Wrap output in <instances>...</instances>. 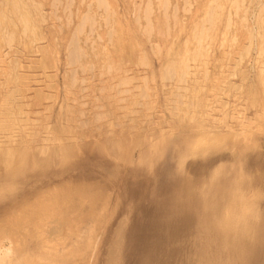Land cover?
<instances>
[{"label": "rangeland", "instance_id": "1", "mask_svg": "<svg viewBox=\"0 0 264 264\" xmlns=\"http://www.w3.org/2000/svg\"><path fill=\"white\" fill-rule=\"evenodd\" d=\"M104 1L100 8L94 0H22L38 28L27 50L10 0H0L4 33L13 34L0 51V69L12 64L8 76L0 75V120L15 130L17 148L66 155L48 166L29 154L17 170L2 166L0 214L5 201L30 196L55 176L87 177L110 193L106 246L123 243L126 263L135 264L168 201L184 197L189 221L178 220L177 231L187 226L192 237L183 231L173 241L207 245L203 253L191 250L192 264L211 253L218 260L223 244L246 243L251 219L264 222L258 0L242 7L245 23L237 13L229 17L235 0ZM39 50L50 53L52 70ZM25 60L45 82L41 104L17 91Z\"/></svg>", "mask_w": 264, "mask_h": 264}, {"label": "bare ground", "instance_id": "2", "mask_svg": "<svg viewBox=\"0 0 264 264\" xmlns=\"http://www.w3.org/2000/svg\"><path fill=\"white\" fill-rule=\"evenodd\" d=\"M255 1L253 2L255 3ZM94 2L100 8L105 6L104 0H94ZM234 2L231 4L230 14L232 15L229 16L230 19H234L235 13H237V18H241L242 23H245L247 19L243 17L245 9L243 10L242 7H246L249 0H235ZM24 3L22 0H10L9 4L14 19L20 25L24 46L30 50L32 39L38 35V28L31 22L29 6ZM256 5L258 13L256 15L258 17L260 15V20L257 21L256 18V21L258 28H261V20H264L262 17L264 0H258ZM243 11L244 13H242ZM1 13L0 24H3L6 18ZM204 17L209 21L213 14H206ZM89 20L87 21L92 23V19ZM89 22L87 23L90 24ZM2 24L0 25V51L4 43L8 44L13 40L12 32L4 33ZM120 50V54L124 57L125 47H121ZM246 50L243 49V52H247ZM39 52L42 55V65L52 70L54 62L50 53L44 50H39ZM3 62L4 60L0 59V63ZM2 66L4 67L2 70L0 69L2 71H0V75L8 76L12 70V64H2ZM180 66L182 69L184 68L183 70L186 69L185 59L181 60ZM22 68L16 78L20 98L24 100L31 98L33 104H41L47 98L44 91L45 82H43L42 77L38 76V72L31 70L34 67L29 65L27 60L23 63ZM49 87L57 90L56 82L53 81ZM1 113L0 117H2ZM14 133L15 130L8 122L0 120V168L4 166L5 169L17 170L28 154L33 158L34 163L43 166L58 161L57 155L61 159L66 157L65 152L62 151L57 154L54 150L41 148H37L33 152L21 147L17 148L15 146L17 138ZM7 142L11 146L6 145ZM77 177L55 176L32 190L30 196L26 195L27 197L24 196L25 198H18V200L13 198V200L5 201L7 204L2 207L3 210L1 208L3 214H0L2 215L0 219V264H128L124 256L126 248L124 249L123 243L106 246V234L112 216L111 197L108 189L103 184L102 186L87 177V179ZM239 197L240 201L236 196L239 206L245 205L246 207V203H243L244 205L241 203L243 195ZM233 200L235 199L233 198ZM237 200L236 205L238 204ZM246 202L248 203V201ZM210 207L208 206V208ZM190 208L191 206L189 207V203H186L184 197L179 200L168 201L166 208L168 210L160 217L157 224L158 228L154 230L147 244L141 246V256L139 255L134 263L192 264L191 252L197 249L198 252L203 253L207 245L205 244L204 250L202 246L192 249L187 245L188 241L185 243L186 240L182 234L185 244H181V239L178 244L173 241L178 237L176 233H178L179 228L177 226L180 223L177 224V221L181 219L186 224V220L189 221ZM225 217L228 218L227 213ZM228 219L230 222L231 218ZM249 223V234L244 238L246 243L240 245L238 242L239 245L237 243L231 246L223 244L220 252L221 257L219 256L218 260L211 253L202 260L203 262H198V264H264V222L251 219ZM210 225L207 224L205 228L211 230ZM180 227L182 228V225ZM188 229L186 231H189ZM180 230L185 232V230ZM184 234H189V232ZM190 237L192 236L190 235ZM185 239L189 240L188 235ZM214 259L218 262L215 263Z\"/></svg>", "mask_w": 264, "mask_h": 264}, {"label": "snow or ice", "instance_id": "3", "mask_svg": "<svg viewBox=\"0 0 264 264\" xmlns=\"http://www.w3.org/2000/svg\"><path fill=\"white\" fill-rule=\"evenodd\" d=\"M215 163V161H208V165L211 166V164ZM11 189H6V191H10Z\"/></svg>", "mask_w": 264, "mask_h": 264}]
</instances>
